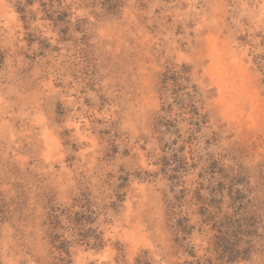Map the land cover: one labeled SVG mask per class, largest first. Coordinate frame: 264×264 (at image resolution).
<instances>
[{
	"label": "clouds",
	"instance_id": "clouds-1",
	"mask_svg": "<svg viewBox=\"0 0 264 264\" xmlns=\"http://www.w3.org/2000/svg\"><path fill=\"white\" fill-rule=\"evenodd\" d=\"M0 264H264V0H0Z\"/></svg>",
	"mask_w": 264,
	"mask_h": 264
}]
</instances>
